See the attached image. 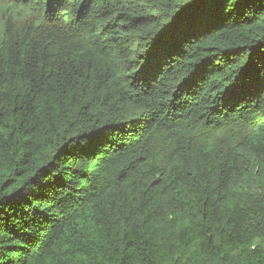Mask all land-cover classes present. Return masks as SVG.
Returning a JSON list of instances; mask_svg holds the SVG:
<instances>
[{
  "label": "trees",
  "instance_id": "obj_1",
  "mask_svg": "<svg viewBox=\"0 0 264 264\" xmlns=\"http://www.w3.org/2000/svg\"><path fill=\"white\" fill-rule=\"evenodd\" d=\"M0 264H264V0H0Z\"/></svg>",
  "mask_w": 264,
  "mask_h": 264
}]
</instances>
